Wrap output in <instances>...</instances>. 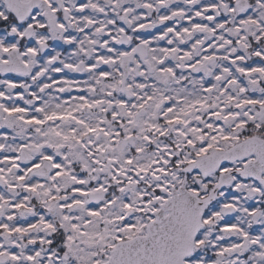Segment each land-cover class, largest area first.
I'll return each instance as SVG.
<instances>
[{
  "label": "snow or ice",
  "instance_id": "snow-or-ice-1",
  "mask_svg": "<svg viewBox=\"0 0 264 264\" xmlns=\"http://www.w3.org/2000/svg\"><path fill=\"white\" fill-rule=\"evenodd\" d=\"M0 264H264V0H0Z\"/></svg>",
  "mask_w": 264,
  "mask_h": 264
}]
</instances>
